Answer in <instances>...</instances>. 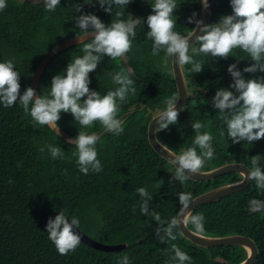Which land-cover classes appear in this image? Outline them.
<instances>
[{"label": "trees", "instance_id": "obj_1", "mask_svg": "<svg viewBox=\"0 0 264 264\" xmlns=\"http://www.w3.org/2000/svg\"><path fill=\"white\" fill-rule=\"evenodd\" d=\"M152 2L132 0L124 18L127 13L134 18H146L152 14L149 5ZM199 2L177 0L175 30L181 35L185 36L194 28L187 23V18L193 12L198 14ZM77 3L82 4L85 14H95L105 24L115 19L114 14H106L95 0L93 5L84 4L83 0H60V6L53 12L46 11L43 5L6 0L7 7L0 10V62L13 61L21 76V94L29 87L39 61L54 46L79 33L74 27V17L81 14L74 12L73 5ZM231 12L229 0H213L208 24L218 22ZM147 31L146 24L137 27L125 64L120 58L105 57L97 69L89 73L90 89L103 96L118 87L112 82V74L127 67L133 69L131 78L136 94L129 95L120 106L118 118L124 119L120 134L104 132L98 121L84 128L70 113L62 112L58 126L64 136H56L47 125L35 124L19 102L10 108L0 104V264H119L124 256H128L130 264H165L174 255L170 251L172 244L192 257L191 264H238L245 259V252L239 246L200 248L182 238L178 230L175 241L161 243L155 236L160 225L139 212L140 197L136 189L140 187L152 195L149 209H155L163 220L170 221L179 212L177 193L191 192L194 198L240 179L237 174H227L209 182L186 180L181 184L175 179L173 167L148 146L147 122L152 114L165 109V101L175 95V87L170 57H166L164 51L152 55L153 42L147 38ZM87 42L90 40L56 54L47 63L38 79L37 94L48 95L51 78L59 73L63 75L67 64L84 54L83 44ZM192 46L199 47V44ZM230 55L227 59H215L210 54L194 56L203 65L199 73L190 72L191 65L181 67L187 88L183 111L176 125L166 130L157 129L155 137L161 145L179 155L193 146L195 132L191 123L200 121L206 125L201 131L213 136L215 149L214 159L206 160L201 171L232 162L250 169L251 157L256 155L260 156L264 171V138L252 144L246 141L233 144L226 123L211 105L217 89L232 91L228 66L235 63L242 71L252 63L248 54L240 49H234ZM243 75L246 79L264 77L259 71ZM80 131L100 136L96 144L97 158L102 164L99 173L90 171L85 175L79 171L74 155L76 146L67 141ZM45 145L59 146L64 151L63 158L52 159ZM41 148L45 150L41 152ZM263 196L264 192L257 190L255 182L251 181L243 191L198 206L192 214H203L204 236L250 238L257 249L254 264H264V210L249 209L252 199L261 200ZM62 210L69 219L73 216L79 219L78 230L88 238L102 244H125V248L101 252L80 243L74 252L60 255L45 228L48 219ZM186 228L195 233L191 224Z\"/></svg>", "mask_w": 264, "mask_h": 264}, {"label": "clouds", "instance_id": "obj_2", "mask_svg": "<svg viewBox=\"0 0 264 264\" xmlns=\"http://www.w3.org/2000/svg\"><path fill=\"white\" fill-rule=\"evenodd\" d=\"M36 2L40 3V0ZM42 2L45 10L49 12L60 6V0ZM131 2L132 0H95L106 14H114L115 19L109 24L103 23L95 14H85L82 4H74V12L81 13L74 17V27L79 30L75 35L76 39L78 43L90 40L83 44L84 54L69 62L63 75L59 73L51 78L50 92L44 96L37 94L32 87H26L21 94V76L15 70L13 61L0 62V104L10 108L19 102L25 114L30 115L35 124L47 125L56 136L60 133L58 121L62 112L70 113L74 121L84 128L98 121L104 132L122 133L123 123L122 119L118 118V113L129 95L136 94L131 78L134 75L133 69L127 67L112 74V82L118 87L103 96L90 89L89 73L94 72L105 57L112 60L120 58L126 63L127 54L132 49L133 39L137 35V27L146 24L147 38L153 42L152 55L157 56L164 51L166 57H171L177 66L191 65L189 71L192 73H199L203 69L202 63L194 59V56L210 54L215 59H227L234 49L247 53L252 61L251 65L241 71L235 63L230 64L227 72L232 79L229 85L232 91L217 89L211 99V105L213 109L218 110L220 118L226 123L227 134L233 144L242 141L252 144L264 138V77L246 79L243 75L257 71L264 73V0H229L231 14L207 25L197 19L198 14L193 12L187 18V23L194 25V31H190L186 36L175 30L177 17L174 12L179 8L177 0H153L149 4L152 14L146 18H134L127 13L125 19V9ZM83 3L93 5V0H83ZM199 4L204 9L209 7L208 0H200ZM6 7V0H0V10ZM193 36V43H198L199 47H193V43H189ZM177 103L176 95L165 101V109L153 120L158 125L156 129L166 130L170 125L177 124L180 111H183V108L177 109ZM205 127L200 121L191 123L195 132L193 146L179 155L171 156L170 163L175 167V179L181 184L192 175L200 174L206 160L214 159L213 136L208 131H201ZM99 139L100 136L95 132L89 134L80 131L67 141L75 144L74 155L79 171L85 175L90 171L99 173L102 170L96 149ZM45 147L52 159L63 158L64 151L59 146ZM44 150L45 148L40 149L41 152ZM242 175L240 183L245 180L254 181L256 189L264 192V171L259 155L251 157V168ZM136 192L140 197V214L152 217L160 225L155 231L159 242L175 241L180 225L184 227L191 224L196 234H204L203 214H192L190 210V204L194 202L191 192L177 193L180 208L178 215L173 216L170 221L163 220L155 209H149L152 195L144 187L136 189ZM249 209L253 212L264 210V201L252 199ZM79 224L77 217L69 219L63 210L54 218L48 219L45 231L60 255H67L79 247L81 236L76 231ZM170 251L174 255H171L165 264H191L192 257L178 245L172 244ZM119 264H130L128 256L122 257Z\"/></svg>", "mask_w": 264, "mask_h": 264}, {"label": "water", "instance_id": "obj_3", "mask_svg": "<svg viewBox=\"0 0 264 264\" xmlns=\"http://www.w3.org/2000/svg\"><path fill=\"white\" fill-rule=\"evenodd\" d=\"M19 1L31 3L34 5H43L42 0H40V3H37L36 0H19ZM148 1H153V0H148ZM208 4H209V7L207 9L202 8V6L199 4L198 19H201L204 25H207L210 22L211 15H212L213 0H208ZM191 31H194V29H192ZM194 39H195V36L190 38L189 43L190 44L193 43ZM80 43H78L76 36H75L69 40H66L54 46L37 64L36 68L34 69L32 73L29 87H32L37 93L38 79L43 69L47 65V63L56 54L70 47L76 46ZM121 62L125 64L123 60H121ZM169 67H170V73H171V77H172L174 87H175V95L178 97V103L176 107L179 110L183 108L186 102L187 88L185 85V80L182 74L181 67L177 66L171 57L169 58ZM161 112L162 111L152 114L151 117L149 118L147 125H146V142L154 154H156L160 159H162L164 162L169 164L175 170V167L172 165V163H170L171 156L174 153L170 151L169 149L165 148L163 145H161L156 140V137H155V132L157 130L156 128L158 127V125L153 120ZM123 121L124 119H122V122ZM59 136H64V133L61 130H60ZM247 170L248 168L242 165L241 163L232 162L228 164H223L211 170L201 171L200 174L192 175L190 179L188 180L199 181V182H209V181L215 180L216 178L222 175H227V174H237L240 177V179L235 182L216 186L194 197L193 198L194 202L190 204V210L193 211L198 206L215 202L223 197L229 196L236 192L243 191L244 189L248 188L250 185V181L245 180L243 183H240V181H242L243 179L242 173L246 174ZM261 200L264 201V196L262 197ZM76 231L79 232L81 236V243L84 244L88 248H92L94 250L101 251V252H114V251H120L125 248V244H120V243L111 244V245L99 243L85 236L82 232H80V230L77 229ZM178 231L180 233V236L184 238L187 242H189L190 244L194 246L200 247V248L239 246L245 252V259L238 264H254L256 260L257 249H256L255 244L250 238H247L241 235L209 237V236H204V235L193 233L190 230H188L186 226L183 227V225H180V230Z\"/></svg>", "mask_w": 264, "mask_h": 264}, {"label": "flooded vegetation", "instance_id": "obj_4", "mask_svg": "<svg viewBox=\"0 0 264 264\" xmlns=\"http://www.w3.org/2000/svg\"><path fill=\"white\" fill-rule=\"evenodd\" d=\"M243 165V164H242Z\"/></svg>", "mask_w": 264, "mask_h": 264}]
</instances>
